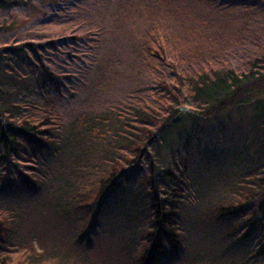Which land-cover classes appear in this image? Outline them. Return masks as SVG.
I'll use <instances>...</instances> for the list:
<instances>
[{
    "label": "trees",
    "instance_id": "trees-1",
    "mask_svg": "<svg viewBox=\"0 0 264 264\" xmlns=\"http://www.w3.org/2000/svg\"><path fill=\"white\" fill-rule=\"evenodd\" d=\"M41 1L48 0H0V11ZM199 1L214 8L242 0ZM168 48L185 66L200 69L167 58L172 81L157 84L149 98L66 130L54 111L38 116V106L22 101L27 93L65 89L67 78L46 64L55 40L0 44V198L17 205L25 193L57 192L63 215L84 222L80 232L86 233L111 207V197L129 192L137 213L131 264H159L185 247L184 210L198 192L218 187L225 195L208 211L206 227L203 219L196 222L201 246L186 260L264 264V57L243 71L214 58L218 69L202 63L190 38L169 43L164 33L150 34L141 46L162 61ZM188 102L191 108L181 113ZM52 168L58 179L47 188ZM18 211L0 207V264H46L26 237L16 238Z\"/></svg>",
    "mask_w": 264,
    "mask_h": 264
},
{
    "label": "rangeland",
    "instance_id": "rangeland-1",
    "mask_svg": "<svg viewBox=\"0 0 264 264\" xmlns=\"http://www.w3.org/2000/svg\"><path fill=\"white\" fill-rule=\"evenodd\" d=\"M262 8L264 0H242L214 8L199 0H48L0 11V44L11 39L55 40L57 49L46 55V64L67 78L65 89L60 93H27L22 101L38 106V116L46 109L54 111L63 127L73 130L110 108L147 99L157 84L171 82L167 58L174 56L180 68L200 69L185 66L182 55L173 54L170 48L164 61L155 53V57L149 56L141 46L150 34L164 33L169 43L190 38L203 56L202 63L210 61L212 68L219 69L214 66L216 58L222 67L243 71L249 61L264 57ZM189 104L183 106L185 111L191 108ZM49 172L47 188L58 179L53 168ZM45 191L23 194L17 205L0 198V207L21 210L14 215L18 227L15 236L26 237L24 243L30 241L39 258H46V264H131L136 252L133 194L111 197L107 201L111 207L105 208L96 225L85 233L80 232L84 222L71 214L69 218L63 215L59 194ZM224 195L218 187L198 192V201L181 217L187 228L184 249L179 257L159 260V264H171L174 259L180 260L176 264H190L186 259L199 250L196 245L201 246L195 237L203 235L196 222L201 218L206 227L208 211Z\"/></svg>",
    "mask_w": 264,
    "mask_h": 264
},
{
    "label": "water",
    "instance_id": "water-1",
    "mask_svg": "<svg viewBox=\"0 0 264 264\" xmlns=\"http://www.w3.org/2000/svg\"><path fill=\"white\" fill-rule=\"evenodd\" d=\"M182 111H185V108L181 109V112H182Z\"/></svg>",
    "mask_w": 264,
    "mask_h": 264
}]
</instances>
